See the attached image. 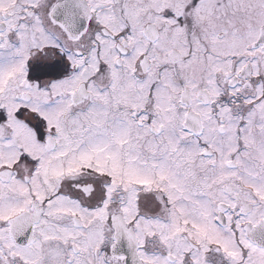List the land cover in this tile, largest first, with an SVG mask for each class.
Masks as SVG:
<instances>
[{"label": "snow or ice", "instance_id": "snow-or-ice-1", "mask_svg": "<svg viewBox=\"0 0 264 264\" xmlns=\"http://www.w3.org/2000/svg\"><path fill=\"white\" fill-rule=\"evenodd\" d=\"M0 264H264V0H0Z\"/></svg>", "mask_w": 264, "mask_h": 264}]
</instances>
